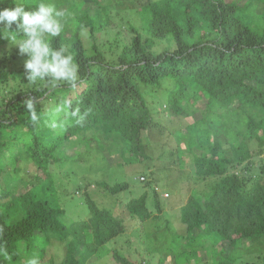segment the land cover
<instances>
[{"label": "trees", "instance_id": "16d2710c", "mask_svg": "<svg viewBox=\"0 0 264 264\" xmlns=\"http://www.w3.org/2000/svg\"><path fill=\"white\" fill-rule=\"evenodd\" d=\"M102 1L47 0L71 13L51 45L73 55L74 88L27 82V54L0 39V264H86L80 249L107 264H264V0H130L141 25ZM64 100L78 115L52 128ZM175 177L193 185L182 231L160 221Z\"/></svg>", "mask_w": 264, "mask_h": 264}, {"label": "clouds", "instance_id": "9594fccd", "mask_svg": "<svg viewBox=\"0 0 264 264\" xmlns=\"http://www.w3.org/2000/svg\"><path fill=\"white\" fill-rule=\"evenodd\" d=\"M70 16L68 9H58L47 0H40L32 10H26L20 3L0 9V25L3 26L0 28V39H6L11 46L18 47L19 55L27 54L23 65L27 82L33 85L42 83L53 88L60 85L76 87L79 79L78 65L68 51V46L53 48L51 45V38L61 36ZM24 106L33 126L38 125L42 117L36 110L35 99L29 96L24 100ZM62 114L66 121L69 116L76 117L78 109L72 108L70 100L57 105L48 121L52 128L63 129L64 121L60 119ZM92 256L98 257L94 261L96 264L104 257L98 254ZM26 264H39V259L33 256Z\"/></svg>", "mask_w": 264, "mask_h": 264}, {"label": "rangeland", "instance_id": "374dc122", "mask_svg": "<svg viewBox=\"0 0 264 264\" xmlns=\"http://www.w3.org/2000/svg\"><path fill=\"white\" fill-rule=\"evenodd\" d=\"M106 1H109V2H106ZM125 1V0H123ZM128 1L130 0H126L125 1V4L124 5H119L118 4V0H103L102 1V4L103 5H106V3L109 4V7H112L110 8L112 11L111 13L115 15L116 11L115 9L117 7L120 8V10L122 11V14L120 15H130L132 17V22L135 24V25H141L142 22L140 21V16L139 14L137 13H134L132 10H133V6L134 4H130L128 3ZM91 6L93 8H97V6L95 4H91ZM108 7V6H107ZM127 11V12H125ZM116 19V18H115ZM202 107V105L200 106V108ZM191 117H188V120H190ZM180 124L184 123L185 121L183 120V118H178L175 120V118H173V123L170 124V127H173L174 124L177 125V122ZM156 156V154L154 155V157ZM119 156L118 155H115L113 156V161L114 160H118ZM116 162V161H114ZM172 161L171 160H167V161H164L163 159L160 160L159 162H155V159H154V162L153 164H155V170H158V168H162L165 167V166H175V164H172L171 163ZM26 163L25 161H22L20 162V164H24ZM53 169L52 170H55L56 168H54L55 166H52ZM58 170V169H57ZM192 170V169H191ZM27 170L25 169V172ZM53 172V171H52ZM186 172V170H184V173ZM27 173V172H26ZM162 174V173H159V175ZM33 174H29L28 177H30L29 179L26 178L28 181L22 179V180H17L18 184V193H20L21 190H28L32 187V182H31V179H32V176ZM65 174H61L62 177H64ZM63 179V183L66 184V179L67 178H62ZM149 179V178H147ZM57 180V178H56ZM184 180V179H183ZM182 180L178 179V178H174V185H172L171 183H169L168 187V191L162 189L161 187L158 188L159 191L162 192V196L163 197H166L167 199L170 198L168 204L162 206L163 209L161 211V219L160 221L162 223H164L166 226H168L169 228H175L177 231H182V226H181V221H180V206L186 202V199L188 198V193L191 191V189L193 188V185H188V184H185V183H181ZM131 183L134 184V185H131L132 189H135L136 192H139V187L136 186V182L134 180H131ZM167 189V188H165ZM171 189V190H170ZM171 193H174L173 196L171 195ZM76 195H78L77 193H75ZM169 195V196H168ZM69 212H72L73 211H69ZM116 212L118 213V210H116ZM83 213V211H82ZM70 214V213H69ZM73 218L77 219V217H75L74 215H70L67 219L68 220H72ZM155 228V226L150 222V220H148L146 223H144V227H134V228H131L130 231H128L127 233H125V235H127L125 238V240H131L132 242L133 241H137L136 240V237L138 236V233H149L150 231H153ZM123 246H129V245L126 243H121ZM120 245V242L119 241H113L109 244V246H117L119 247ZM79 257L82 258L83 260H88L86 262V264H91L90 262H96V258L98 257H95V256H92L87 252H84V249H80L79 250ZM110 255H106L104 256L103 258L99 259V262L97 264H107V259ZM133 256L135 259L139 258L140 259V255H131ZM91 257V258H90ZM164 264H171L170 262H165Z\"/></svg>", "mask_w": 264, "mask_h": 264}]
</instances>
